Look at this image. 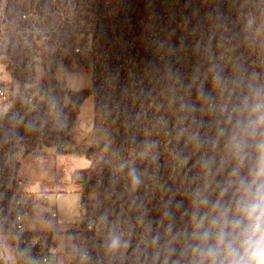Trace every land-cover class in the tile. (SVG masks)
I'll list each match as a JSON object with an SVG mask.
<instances>
[{
  "label": "built area",
  "instance_id": "built-area-1",
  "mask_svg": "<svg viewBox=\"0 0 264 264\" xmlns=\"http://www.w3.org/2000/svg\"><path fill=\"white\" fill-rule=\"evenodd\" d=\"M190 10L182 0H0V220L14 232L12 258L2 264H95L90 215L82 216L66 259L51 235L24 231L34 210L23 192L25 155L43 146L65 151L77 136L83 95L74 99L57 73L91 74L99 153L146 140L178 149L187 123H211L205 97L221 100L217 77L224 100L233 82L242 91L243 60L234 63ZM89 199L83 190L81 210Z\"/></svg>",
  "mask_w": 264,
  "mask_h": 264
},
{
  "label": "rangeland",
  "instance_id": "rangeland-1",
  "mask_svg": "<svg viewBox=\"0 0 264 264\" xmlns=\"http://www.w3.org/2000/svg\"><path fill=\"white\" fill-rule=\"evenodd\" d=\"M182 3L191 7V18L206 32L220 38L221 48L225 52L231 51L234 63L243 60L242 91L249 83H264V0H182ZM249 65L254 73L251 80L246 74ZM42 71V67H37L38 73ZM55 79L63 89L75 95L74 99L79 101L83 95L74 139L73 148L76 149L82 145L83 137L92 132L91 74L71 71L57 73ZM236 88L233 82L227 96L238 94ZM210 124L196 126L189 122L187 128L191 132L198 127L201 135L203 129L204 135ZM55 131L57 136L61 134L59 129ZM187 139L188 135L176 140L182 148H173L169 152L161 144L166 140H146L138 148L111 149L107 153H99L96 143L91 146L92 152L86 151L90 155L91 169L83 172L82 178L83 190L90 199L83 215L92 216L95 223V228L88 233L94 247L95 264H135L133 252L136 256L142 255L140 264H164L165 253L161 246L168 238L170 225L174 232L184 225L182 211L188 206L185 192L197 158L192 145L186 143ZM177 156L191 158L181 165ZM132 168L141 176L138 186L131 181ZM113 234L120 235L126 242L116 250L109 248ZM157 236L160 245L156 247L154 239ZM136 238L140 239L139 247L134 245ZM13 241L14 232L0 220V264L12 258ZM75 249L74 233H70L66 250ZM131 249L134 250L132 253L129 252ZM122 254H126L127 259L119 261Z\"/></svg>",
  "mask_w": 264,
  "mask_h": 264
},
{
  "label": "clouds",
  "instance_id": "clouds-1",
  "mask_svg": "<svg viewBox=\"0 0 264 264\" xmlns=\"http://www.w3.org/2000/svg\"><path fill=\"white\" fill-rule=\"evenodd\" d=\"M214 86L221 100L205 97L208 132L201 135L197 127L187 133L197 158L185 192L184 225L175 232L170 225L161 246L164 264H264V83H249L227 100L219 77ZM190 158L177 156L181 165ZM130 178L141 183L135 168ZM124 243L113 234L109 248ZM154 243L160 245L159 236Z\"/></svg>",
  "mask_w": 264,
  "mask_h": 264
},
{
  "label": "crops",
  "instance_id": "crops-1",
  "mask_svg": "<svg viewBox=\"0 0 264 264\" xmlns=\"http://www.w3.org/2000/svg\"><path fill=\"white\" fill-rule=\"evenodd\" d=\"M100 136L101 131L92 128L91 134L83 137L82 145L76 149L73 148L75 140L65 151L43 146L27 153L21 164L25 178L24 198L34 206L33 212L23 218L24 231L51 235L62 259H66V252H70L66 250L67 237L78 230L83 216L80 208L84 184L82 173L91 169L90 148ZM44 196L47 203L42 201ZM52 211L57 213L54 219L48 217ZM54 227L55 233L52 232Z\"/></svg>",
  "mask_w": 264,
  "mask_h": 264
},
{
  "label": "trees",
  "instance_id": "trees-1",
  "mask_svg": "<svg viewBox=\"0 0 264 264\" xmlns=\"http://www.w3.org/2000/svg\"><path fill=\"white\" fill-rule=\"evenodd\" d=\"M246 74H247V77L251 80V79H253L254 78V76H253V70H252V68H250V65L248 66V69H247V71H246ZM182 148V146L180 145L179 147H178V149H181ZM93 152H95V151H93ZM139 188H142V187H139ZM133 242H134V245H135V247L137 246V247H139V245L141 244V242H140V239H138V238H136L135 240H133ZM156 245V247L157 246H159V245H157V244H155ZM133 249V248H132ZM130 250L129 252L130 253H132L134 250H135V248H134V250ZM134 254V255H133ZM132 257L134 258V262H135V264H140V262L142 261V255L141 256H136V254L133 252L132 253ZM124 259H127V255L125 254H122V255H120V257H119V261H121V260H124Z\"/></svg>",
  "mask_w": 264,
  "mask_h": 264
},
{
  "label": "water",
  "instance_id": "water-1",
  "mask_svg": "<svg viewBox=\"0 0 264 264\" xmlns=\"http://www.w3.org/2000/svg\"><path fill=\"white\" fill-rule=\"evenodd\" d=\"M90 150H93V148H90Z\"/></svg>",
  "mask_w": 264,
  "mask_h": 264
}]
</instances>
